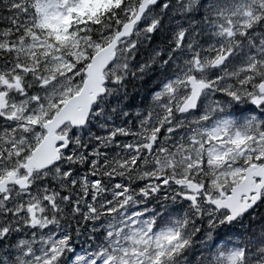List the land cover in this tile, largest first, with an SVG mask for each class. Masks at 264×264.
Returning a JSON list of instances; mask_svg holds the SVG:
<instances>
[{
  "label": "snow or ice",
  "instance_id": "snow-or-ice-1",
  "mask_svg": "<svg viewBox=\"0 0 264 264\" xmlns=\"http://www.w3.org/2000/svg\"><path fill=\"white\" fill-rule=\"evenodd\" d=\"M0 264H264V0H0Z\"/></svg>",
  "mask_w": 264,
  "mask_h": 264
}]
</instances>
